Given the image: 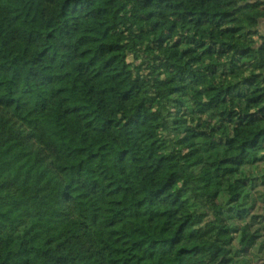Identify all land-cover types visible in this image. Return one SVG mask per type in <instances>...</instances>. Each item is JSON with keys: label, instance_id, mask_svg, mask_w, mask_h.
<instances>
[{"label": "trees", "instance_id": "trees-1", "mask_svg": "<svg viewBox=\"0 0 264 264\" xmlns=\"http://www.w3.org/2000/svg\"><path fill=\"white\" fill-rule=\"evenodd\" d=\"M264 0H0V264H264Z\"/></svg>", "mask_w": 264, "mask_h": 264}, {"label": "rangeland", "instance_id": "rangeland-1", "mask_svg": "<svg viewBox=\"0 0 264 264\" xmlns=\"http://www.w3.org/2000/svg\"><path fill=\"white\" fill-rule=\"evenodd\" d=\"M255 197L257 199V206L256 210L259 214H264V189H259L255 193ZM258 264H260V261H258Z\"/></svg>", "mask_w": 264, "mask_h": 264}]
</instances>
